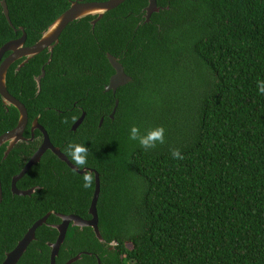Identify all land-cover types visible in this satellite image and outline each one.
<instances>
[{
  "label": "trees",
  "instance_id": "1",
  "mask_svg": "<svg viewBox=\"0 0 264 264\" xmlns=\"http://www.w3.org/2000/svg\"><path fill=\"white\" fill-rule=\"evenodd\" d=\"M105 2L107 0H86ZM0 48L24 31L26 46L68 8L67 0H6ZM127 0L94 27L70 24L50 55L30 60L6 78L9 94L38 118L54 147H88V165L100 179L97 204L103 243L91 228L69 227L56 264H264V0ZM13 28L17 30L14 32ZM107 55L131 82L115 96L104 92L114 75ZM45 76L37 94L35 77ZM118 100L113 118L110 117ZM85 113L76 132L71 125ZM101 119L103 122L99 126ZM18 113L0 98V136ZM158 127L163 144L145 149L129 139ZM40 133L36 132V136ZM40 141L0 151V264L32 225L38 228L18 264H50L56 214L89 220L88 188L50 151L17 182L31 196L11 193ZM179 150L183 159H174ZM77 167V166H76ZM81 170V169H80Z\"/></svg>",
  "mask_w": 264,
  "mask_h": 264
},
{
  "label": "water",
  "instance_id": "2",
  "mask_svg": "<svg viewBox=\"0 0 264 264\" xmlns=\"http://www.w3.org/2000/svg\"><path fill=\"white\" fill-rule=\"evenodd\" d=\"M127 0H108L106 2H83V1H74L71 2L70 8L60 15L42 34L40 40L31 47H25L26 34L22 30L23 34L19 39L10 41L0 48V98L2 100L4 107H13L19 114V119L17 125L10 131L4 133L0 136V149L7 145L6 151L4 153L3 159L9 155L13 148L23 140V132L28 122V115L24 105L11 96L7 90L6 78L9 67L18 60H24L20 66L17 68L19 71L25 64H27L34 57L39 55L41 52L48 50L50 56L52 55L54 46L58 44V40L62 32L67 28V26L75 21H80L88 17L96 18L92 24L94 25L97 21L101 20L105 14L110 11L117 9L120 5L125 3ZM2 13L5 16L8 24L12 27L9 18V11L6 4V0H1ZM145 22L150 21L151 16L154 13L159 12L157 7V0H148V5L145 9ZM16 32V30H15ZM11 53L9 57L3 59V56L6 53ZM107 60L114 70V75L110 78L109 84L105 87L104 92H111L114 96L117 90L128 83L131 82V78L128 77L123 66L118 62V60L110 55H107ZM51 62V57L48 61V64ZM45 72L42 70L41 75L38 76L35 81L38 89V94L40 91V81L44 78ZM118 100L115 101V106L110 115L113 118L116 109L118 107ZM85 118V113L78 119V121L72 126L71 130L75 132L77 128L82 124ZM103 119H101L99 126H101ZM34 130H39L42 135V143L37 149V151L31 156L28 162L25 164L21 172L15 175L11 180V192L15 196L26 197L31 196L35 193V188L20 191L17 189L16 184L21 180L32 167L38 164L42 156L50 151L55 155L60 161L65 163L68 168L79 175H84L86 173H91L94 175V193L89 206L88 214L91 216L90 220H83L82 218L75 215H60L56 214L60 223L52 226L58 233L57 239L54 243H49L48 247L50 249V264H56V258L58 257L60 248L65 241L66 234L69 226L74 228H91L95 237L100 243H103L104 240L101 237L99 231V219L97 212V204L100 195V179L98 173L90 169H77L68 158L60 151L59 148L54 147L46 133L45 129L39 125L38 119H35L32 125V133ZM2 202V187L0 182V204ZM51 213H48L40 220L36 221L32 227L27 231L23 238L17 243L15 248L8 252L5 255V259L2 264H18L23 255L26 253L29 245L36 239V231L38 228L44 226L47 223V220ZM81 259V255H77L74 258L70 259L66 264H74ZM97 264H101L100 260H97Z\"/></svg>",
  "mask_w": 264,
  "mask_h": 264
},
{
  "label": "clouds",
  "instance_id": "3",
  "mask_svg": "<svg viewBox=\"0 0 264 264\" xmlns=\"http://www.w3.org/2000/svg\"><path fill=\"white\" fill-rule=\"evenodd\" d=\"M258 92L264 95V80L257 81ZM139 129L133 126L130 129L129 139L139 142V144L145 149L154 148L157 143L163 144L165 142L164 133L165 130L163 127H158L154 131L150 132L148 136L141 137L138 135ZM69 155L71 156L73 162L77 166V169H85L88 165V155L89 150L83 144H69L68 145ZM172 157L174 159H183L182 154L179 150H174L172 152ZM93 176L91 173H86L83 176V187L88 188L92 183Z\"/></svg>",
  "mask_w": 264,
  "mask_h": 264
},
{
  "label": "flooded vegetation",
  "instance_id": "4",
  "mask_svg": "<svg viewBox=\"0 0 264 264\" xmlns=\"http://www.w3.org/2000/svg\"><path fill=\"white\" fill-rule=\"evenodd\" d=\"M67 1H68V4H69V5H68V8H67L65 11H67V10L70 8L71 2H74V1H76V0H67ZM77 1H83V2H97V1H86V0H77ZM107 1H108V0H107ZM105 2H106V1H105ZM65 11H64V12H65ZM64 12H63V13H64ZM63 13H62V14H63ZM62 14H61V15H62ZM59 16H60V15H59ZM59 16H58V17H59ZM58 17H57V18H58ZM57 18H56V19H57ZM56 19H55V20H56ZM85 19H89V20H87L85 23H87V24L89 25V27H90V31L93 32L94 27L97 25V23H98L100 20L97 21V22L93 25L92 22H93L96 18H94V17H88V18H85ZM55 20H54V21H55ZM82 20H84V19H82ZM82 20H80V21H75V22H81ZM54 21H53V22H54ZM53 22H52V23H53ZM75 22H73V23H75ZM52 23H51V24H52ZM51 24H50V25H51ZM71 24H72V23H71ZM50 25H49V26H50ZM69 25H70V24H69ZM69 25H68V26H69ZM49 26H48V27H49ZM68 26H67V27H68ZM48 27H47V29H48ZM47 29H46V30H47ZM66 29H67V28H66ZM66 29H65V30H66ZM13 30H14V32H15V29H14V28H13ZM46 30H45V31H46ZM65 30H64V31H65ZM20 31L22 32L21 29H20ZM45 31H44V32H45ZM64 31H63V32H64ZM44 32L41 33L40 38H41V36H42V34H43ZM63 32H62V33H63ZM15 33H17V30H16ZM22 34H23V32H22ZM61 35H62V34H61ZM61 35H60V37H61ZM21 36H22V35H21ZM21 36H20V37H21ZM20 37H19V38H20ZM60 37H59V40H60ZM19 38H18V39H19ZM40 38H39L34 44H36V43L40 40ZM26 39H27V36H26ZM59 40H58V44H59ZM34 44H32V45H30V46H26V42H25V47H31V46H33ZM58 44H57V45H58ZM57 45H56V46H57ZM56 46H54V48H55ZM53 50H54V49H53ZM43 52H46V53L49 54L48 50H45V51H43ZM43 52H41V53H43ZM41 53H40V54H41ZM52 53H53V52H52ZM40 54H39V55H40ZM10 55H11V53H9V52L6 53V54L3 56L2 61H3L4 59H6L7 57H9ZM49 55H50V54H49ZM37 56H38V55H37ZM37 56H36V57H37ZM51 56H52V55H51ZM51 56H50V57H51ZM50 57H49V59H50ZM34 58H35V57H34ZM106 58H107V57H106ZM49 59H48V61H49ZM23 61H24V60H22V59L16 61L15 63H13V64L9 67V69H10L13 65L16 64V69H15V71H16V72H19V71H20V70L26 65V64H25V65H24L19 71H17V68L20 66V64H21ZM48 61H47L46 64H48ZM49 64H50V63H49ZM9 69H8V71H9ZM42 70H44V69H42ZM42 70H41V72H42ZM44 72H45V71H44ZM7 73H8V72H7ZM40 75H41V74H40ZM40 75H39V76H40ZM44 76H45V75H44ZM112 76H113V75H112ZM112 76H111V77H112ZM111 77H110V78H111ZM36 78H37V77H35V79H36ZM110 78H109V81H110ZM35 79H34V80H35ZM41 80H42V79H41ZM35 83H36V81H35ZM40 83H41V81H40ZM108 84H109V82H108ZM108 84H107V85H108ZM125 86H126V85H125ZM36 87H37V85H36ZM105 87H106V86H105ZM123 87H124V86H123ZM37 92H38V89H37ZM39 92H40V91H39ZM37 94H38V93H37ZM114 96H115V95H114ZM15 99H16V98H15ZM16 100H17V99H16ZM24 107H25V106H24ZM8 108H10V107H5V110H8ZM25 108H26V107H25ZM26 111H27V109H26ZM17 113H18V112H17ZM83 113H84V112H82V114H83ZM82 114H81V116H82ZM27 115H28V113H27ZM81 116H80V117H81ZM80 117H79V118H80ZM79 118H78V119H79ZM18 119H19V114H18ZM36 119H38V118H36ZM78 119H77V120L71 125V128H72V126L78 121ZM34 120H35V119H33V120L30 121L29 118H28V122H27V125H26V127H25V130H24V132H23V136H22V137H23V140H22L21 142H19V143H26V144H28V143H32V142H35V141H40V145H41V143H42V135H41V132H40L39 130H34L33 133H32V131H31ZM38 123H39V122H38ZM82 123H83V122H82ZM39 125H40V124H39ZM40 126H41V125H40ZM79 127H80V126H79ZM79 127H78V128H79ZM78 128H77V129H78ZM71 131H72V130H71ZM36 132H39L40 135H39V136H36ZM72 132H73V131H72ZM75 132H76V131H75ZM19 143H18V144H19ZM6 147H7V145L3 146V147L0 149V151H2V156H4V153H5V151H6ZM13 149H14V148H13ZM2 159H3V158H2ZM3 160H4V159H3ZM16 187H17V186H16ZM10 189H11V188H10ZM17 189H18V188H17ZM18 190H19V189H18ZM20 191H23V190H20ZM24 191H26V190H24ZM11 193H12V192H11ZM2 197H3V196H2ZM90 219H91V217H90ZM90 219H89V220H90ZM53 226H54V225H53ZM69 227H72V226H69ZM68 229H69V228H68Z\"/></svg>",
  "mask_w": 264,
  "mask_h": 264
}]
</instances>
